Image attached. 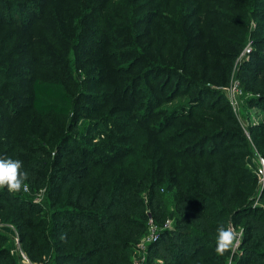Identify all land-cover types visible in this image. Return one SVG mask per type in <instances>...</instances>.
<instances>
[{"label":"trees","instance_id":"16d2710c","mask_svg":"<svg viewBox=\"0 0 264 264\" xmlns=\"http://www.w3.org/2000/svg\"><path fill=\"white\" fill-rule=\"evenodd\" d=\"M48 1L0 0V24L5 21L7 26L28 31L43 17ZM85 1L90 5L83 8ZM85 1H82L80 8L86 13L88 30L94 34L101 32L105 35L101 43L98 40H88V46L92 47L89 51L101 50L99 47L104 45H116L121 51H116L117 57L111 56V61L119 59L121 55H132L133 61L128 62L127 67L134 69L143 59V64L152 67L156 72L153 79L150 72L145 74L144 79L148 77L153 82L159 75L166 74L161 63L152 62L143 51L144 45H140L141 36L144 38L141 25L159 20L158 12L154 9L142 13L156 0ZM237 1L244 3L234 6L235 10L239 9L238 27L242 29L237 32L238 42L234 48L239 50L250 38L253 45L248 48L249 60L238 67L237 76L242 83L240 89L243 93L249 91L257 94L251 101H255V105H264V55L261 51L264 47V0ZM95 3H98L97 6L92 5ZM65 4L67 10L69 2L65 1ZM38 5L43 9L40 14L36 13ZM68 10L74 9L69 7ZM26 12L35 16L33 20H26ZM253 22H256L255 27L251 25ZM208 24L209 21H205L203 26L207 27ZM57 40L59 46L63 38L52 37L50 41L56 44ZM76 46L81 48L78 42ZM95 59L96 57L93 58ZM175 75L178 78L175 86L177 91H181L179 88L183 76L179 72H175ZM170 77L155 87L145 86L138 103L134 96L132 102L123 99L121 109L124 111L125 127L142 126L146 121L154 119V115L159 118L152 126L144 125L148 131V139L144 140L143 145L125 147V150L121 148V153L132 156L128 161L118 165L109 164L107 157L95 156L97 151H108L100 145L85 148L88 151L64 148V155L85 159L86 163L93 158L92 166L100 164L102 168L91 175L89 184H96L91 195L86 192L87 183L80 186V178L75 173L67 171L59 178L58 189L60 195L66 192L63 204L68 207H58V202L50 203L54 210L48 219L49 237H43L45 232L35 230L46 225V222L42 224L34 216L36 204L9 193L7 187L0 193V202L4 204L0 208L16 212L14 221L24 220L19 226L25 231L21 234L22 243L27 234L30 238L26 252L30 262H26L22 256L17 259L9 251L0 250V264H35L44 255L47 258L52 256L50 253L54 254L51 264H131L130 248L142 237H148L149 220L159 228L160 236L147 243L149 255L145 264H181L185 259L189 260L187 264H229L226 258L231 256V248L223 255L216 252V230L220 226L228 228L229 223L236 225L240 218L245 221L244 234L239 245L242 252L236 257L238 259L234 264H264V207L248 204L251 197L253 202L251 194L255 192L254 186L249 184L251 179L247 178L246 171L236 166V161L240 158L243 160L242 156L249 152L245 137H241V133L240 137L239 134L232 136L233 138L230 136L231 143L227 146V134L220 138L218 134H208L207 128L195 129L194 126L192 129L186 127L168 135H160L179 117L191 120L198 118V122L204 124L195 114L197 101L204 103L202 100L208 94L218 97L214 91H204L202 87L196 86L199 87H195L198 95L189 106L166 111L160 106L163 99L169 101L166 88ZM67 81L64 73L55 80H34L31 84L32 109L40 116H71L75 101L65 87L69 86ZM187 87L189 91L192 90L191 86ZM157 96H162L161 100H157ZM110 99L116 100V96ZM212 110L216 111L214 106ZM216 113L225 116L223 110H217ZM226 118L223 123L229 129H239L233 115ZM79 125L80 128L85 127L87 122L80 121ZM153 126H157L159 130L154 131ZM261 126L259 130L252 128V135L254 132V136L258 133L264 134V124ZM189 134L197 136L194 142L182 147L179 144L170 146L180 143V139ZM219 139L220 145L215 143ZM256 143H261V140L257 138ZM108 153L113 155L120 152L113 150ZM232 161L235 162L230 163ZM42 167V163L37 160L23 167L21 171L29 174L25 184L42 183L39 174L35 172L36 168ZM259 202L264 204V185ZM166 220L172 222L170 228H163ZM1 237L3 234L0 232V243H4ZM156 257L161 262L156 263ZM234 258L232 254V259Z\"/></svg>","mask_w":264,"mask_h":264},{"label":"rangeland","instance_id":"374dc122","mask_svg":"<svg viewBox=\"0 0 264 264\" xmlns=\"http://www.w3.org/2000/svg\"><path fill=\"white\" fill-rule=\"evenodd\" d=\"M65 1L69 2L68 5L70 8L73 7V11L68 10L69 7L65 9ZM82 1L85 0H49L41 20L35 22L34 27L28 31L7 26L5 21L0 24V158L20 160L23 167L35 160L42 163V168L35 169L42 183L30 185L26 183L27 189L22 188V192L7 190L36 204L34 216L38 222L42 224L46 222V225L35 230L45 232L43 237H49L48 219L54 210L50 206L51 202H58V207L61 208L68 207L63 204L66 192L60 195L58 189L59 178L67 171L75 173L80 178V186L87 183V194L91 195L96 186L89 184L92 180L91 175L101 169L102 165L92 166L93 158L86 163L85 159L64 155V148H79V151H83L85 148L100 145L108 151H97L95 156L107 157L109 164L115 165L128 161L132 156L121 153V148L125 150V147L143 145L144 140L148 139V131L144 125L152 126L159 118L154 115V119L146 121L142 126L125 127L124 111L121 109L123 99L132 102L134 96L138 103L145 86L160 85L169 76L171 77L166 88L169 101L163 99L160 106L166 111L189 106L198 95L196 86L202 87L204 91L212 90L218 97L208 94V97L202 100L204 103L197 101L198 108L195 114L204 124L199 123L197 117L194 120L179 117L160 135H168L186 127L192 129L194 126L195 129L202 130L207 128L208 134H218L220 138L227 134L225 144L228 146L231 143L229 138L241 133V137H245L249 152L242 156L243 160L240 158L236 161V166L246 171L247 178L251 179L249 184L254 186L255 192L251 194L254 199L251 202V197L248 204L253 207H264V204L259 202L264 184L258 174V168L261 162H264V134L258 133L254 136V132L252 135V128L259 130L264 124V105H255V101H251L258 96L257 94L241 91L242 83L237 76L240 64L249 60L247 49L253 47L251 38L246 40L239 50L234 48L238 42L237 32L242 30L238 27L240 12L239 9L235 10L234 6L244 2L156 0L141 11L145 13L154 9L159 17V20H153L148 25H141L144 38L141 36L140 45L141 47L144 45V53L148 54V58L155 64L161 63L166 72L153 82L148 77L144 79L147 72L152 74L150 75L152 79L156 72L147 64L144 65L143 59L134 69L127 67L128 62L133 61L132 55L126 57L121 55L119 59L111 61V56L116 58V51H121L116 45H104L99 47L101 50H88L92 48L88 46V40L96 42L98 40L101 43L105 35L101 32L94 34L88 30V19L83 8L90 4L85 1L84 7L80 8ZM36 9L37 14L43 10L40 5ZM24 15L26 20L29 18L33 20L35 17L28 12ZM205 21H209L207 27L203 26ZM251 25L255 27L256 22ZM52 37L63 38V42L58 46V40L56 44L50 41ZM77 42L81 44V48L76 46ZM261 51L264 55V47ZM175 72L183 76L179 88L181 91H177L175 86L178 80ZM63 73L69 84L65 87L75 101L72 115L40 116L31 107L32 82L36 79L55 80ZM187 86H191L192 90L189 91ZM113 96H116V100L110 99ZM161 98L162 96H157L156 99ZM212 105L216 111L223 110L225 116L213 111ZM232 115L238 122L239 129H229V126L223 123L227 120L226 116L231 118ZM83 120L87 125L80 128L79 122ZM152 128L154 131L159 130L157 126ZM238 136L240 137V134ZM196 137L189 134L182 137L180 143H173L170 146L177 144L179 147L185 146L194 142ZM257 138L263 145L256 143ZM220 141L219 139L215 143L220 145ZM113 150L120 153L110 155L108 152ZM233 162L235 161L230 163ZM5 189L6 187L0 188V193ZM2 205L4 204L0 202V206ZM16 216L13 210L0 208V232L3 234L1 240L4 242L0 243V250L9 251L17 259L18 256H22L26 262H30L26 256L30 244L29 234L22 243L21 234L25 231L19 226L24 220L14 221ZM229 226L237 233L239 241L238 245L236 241L233 242L231 256L228 255L226 258L229 264H234L238 259L236 257L242 252L239 245L244 234L245 221L240 218L236 225L229 223ZM159 236L160 232L157 238ZM144 238L130 248L131 264H145L147 261L149 252L146 245L149 241L144 242ZM50 254L52 256L47 258L44 255L35 264H51L54 254ZM232 254L235 256L234 259ZM155 261L161 262L159 257H156ZM188 262L189 260L185 259L181 264Z\"/></svg>","mask_w":264,"mask_h":264},{"label":"clouds","instance_id":"9594fccd","mask_svg":"<svg viewBox=\"0 0 264 264\" xmlns=\"http://www.w3.org/2000/svg\"><path fill=\"white\" fill-rule=\"evenodd\" d=\"M23 162L7 158H0V188L7 187L9 192H17L22 188L27 189L25 181L29 179L26 171H21ZM216 252L223 255L225 251L233 247V242L237 240V233L231 226L217 228Z\"/></svg>","mask_w":264,"mask_h":264},{"label":"built area","instance_id":"2783aa9c","mask_svg":"<svg viewBox=\"0 0 264 264\" xmlns=\"http://www.w3.org/2000/svg\"><path fill=\"white\" fill-rule=\"evenodd\" d=\"M247 52H249V49H247ZM258 174L262 178V184H264V162L263 161L261 162V166H259L258 168ZM148 224H149V234H148V237L144 238L143 240L144 242L145 241L150 242V241L156 240L158 232H159L158 230L159 228L154 226L151 220H149ZM171 226H172V222L170 220H166L163 228H170Z\"/></svg>","mask_w":264,"mask_h":264}]
</instances>
